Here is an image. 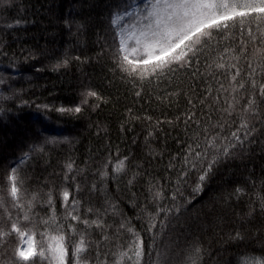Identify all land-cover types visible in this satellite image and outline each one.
Instances as JSON below:
<instances>
[{
    "label": "trees",
    "instance_id": "obj_1",
    "mask_svg": "<svg viewBox=\"0 0 264 264\" xmlns=\"http://www.w3.org/2000/svg\"><path fill=\"white\" fill-rule=\"evenodd\" d=\"M145 3L0 0V195L7 198L12 219L27 224L11 207L10 168L17 167L24 179L27 199L38 194L37 219L52 214L51 192L57 224H73L78 232L73 240L85 234L90 242L83 254L87 264H114L132 238L128 226L143 241L141 264H191L190 256L196 264L264 259V97L252 89L244 59L238 79L245 87L238 92L232 91L229 70L215 66L221 55L225 63H237L231 57L241 47L239 28L217 34L190 67L173 65L175 71L140 80L117 66L111 17ZM122 22L130 23L128 17ZM243 38L248 40L246 31ZM226 48L236 52L225 53ZM255 79L264 81L260 75ZM89 91L96 96H87ZM249 99L256 101L254 114L241 111ZM229 102L235 103L231 116L223 110ZM77 106L79 113L58 111ZM242 116L254 130L213 166L202 190L194 191L211 159L193 168L195 153L217 133L218 143L228 144L224 137L239 127ZM118 160L124 161L120 173L114 171ZM64 190L69 205L79 201L75 214L90 226L65 219ZM157 190L163 199H154ZM97 219L102 228L91 223ZM9 226L0 210V227ZM237 232L243 239H233ZM17 243L15 234L7 238L0 262L15 259Z\"/></svg>",
    "mask_w": 264,
    "mask_h": 264
},
{
    "label": "snow or ice",
    "instance_id": "obj_2",
    "mask_svg": "<svg viewBox=\"0 0 264 264\" xmlns=\"http://www.w3.org/2000/svg\"><path fill=\"white\" fill-rule=\"evenodd\" d=\"M125 17L129 18L130 23H121ZM253 23L255 31L252 28ZM111 24L118 39V47L114 54L117 66L129 77H138L140 80L162 76L165 70L175 71L173 65L181 68L190 67L192 62L198 58V54L209 46L217 34L239 28L241 47L239 54L231 57L237 63H225L224 56L221 55L215 66L218 69L227 68L229 70L232 91L238 92L239 89L245 87V82L238 79L242 74L239 61L244 59L249 69L247 75L252 89H258L259 95L264 97V81L255 79L257 75L264 77V0H146L142 7L113 14ZM245 31L247 41L243 38ZM257 41H259L258 45ZM249 43L253 46L251 53L248 52ZM224 51L235 53L236 49L226 48ZM60 66L57 65V67ZM231 69H235V72H231ZM221 87L224 86L221 85ZM87 96H96V93L89 91ZM233 101L238 103L235 97ZM235 103L229 102L228 107L223 109L229 116L235 110ZM255 110V99H249L241 109L244 114H254ZM58 111L79 113L81 108L79 106L74 109L60 108ZM242 130L245 133L243 137L239 134ZM253 130L250 129L247 119L242 116L239 127L232 131L230 136L224 137L229 141L228 144L218 143L221 140L219 133L206 140L204 151L196 152L194 160L191 161L192 167L196 168L197 164H202L209 155L211 156V159H207L206 166L199 172L194 191L202 190L201 186L213 171V166L219 162L221 157L231 156L230 149L235 148L237 144L242 146L243 141ZM196 147L199 148L200 144L198 143ZM189 150H192L191 145H189ZM27 158L26 153L20 162L23 163ZM185 162H189L188 156L185 157ZM109 163L112 162L109 161ZM72 167L71 163L67 165L69 172ZM123 169L124 161L118 160L114 171L120 173ZM6 179V190L11 198V207L13 210H19L18 216L19 213H23V221L27 222L24 224L19 219H12L6 202L7 198L0 195V210H3L10 222L8 228L0 227V247H3L7 238L12 234H15L18 240L13 252L15 259L7 261L6 264H87V258L83 254L87 252L91 244L86 242L85 234H79V239L73 240V237L78 234L73 224H68L67 228L63 224H57L52 193L49 192L47 198L52 214L37 219L33 214V209L35 202L39 199L38 194L33 193L31 199L26 198L25 181L17 167L10 168ZM239 191L240 189H237V192ZM62 197L66 211L65 219L70 218L72 221L90 226L89 220L82 219L80 215L75 214L79 201L73 199L69 205L67 190L63 191ZM163 198L161 191L157 190L154 193V199ZM176 198L177 193H173L172 199L176 200ZM262 208H264V198H262ZM88 211L91 212L92 209L89 208ZM161 211L165 210L161 209ZM91 223L97 227H103L99 219ZM120 227L125 228L126 225L122 223ZM153 227L155 224L150 222L149 230ZM127 231L131 233L132 238L127 248L118 253L114 264H125V261H130L131 264H141L144 256L143 241L130 226L127 227ZM104 239L108 237L105 235ZM233 239L241 240L243 237L237 232ZM196 253H199V249H196ZM189 259L191 264H196L195 256H190ZM0 264H5V262H0ZM99 264H108V262L102 261ZM240 264H264V259L244 256Z\"/></svg>",
    "mask_w": 264,
    "mask_h": 264
},
{
    "label": "rangeland",
    "instance_id": "obj_3",
    "mask_svg": "<svg viewBox=\"0 0 264 264\" xmlns=\"http://www.w3.org/2000/svg\"><path fill=\"white\" fill-rule=\"evenodd\" d=\"M121 23L124 24L125 22H122V21H121Z\"/></svg>",
    "mask_w": 264,
    "mask_h": 264
}]
</instances>
